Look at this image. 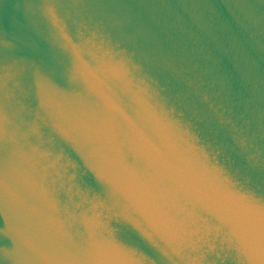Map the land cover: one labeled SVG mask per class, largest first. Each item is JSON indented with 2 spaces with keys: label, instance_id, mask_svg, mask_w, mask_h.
<instances>
[{
  "label": "water",
  "instance_id": "95a60500",
  "mask_svg": "<svg viewBox=\"0 0 264 264\" xmlns=\"http://www.w3.org/2000/svg\"><path fill=\"white\" fill-rule=\"evenodd\" d=\"M0 264H264V0H0Z\"/></svg>",
  "mask_w": 264,
  "mask_h": 264
}]
</instances>
